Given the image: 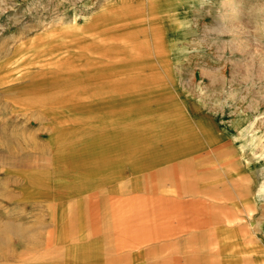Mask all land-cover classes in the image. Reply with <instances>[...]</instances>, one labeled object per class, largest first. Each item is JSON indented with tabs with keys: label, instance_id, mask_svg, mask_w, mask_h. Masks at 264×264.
<instances>
[{
	"label": "rangeland",
	"instance_id": "1",
	"mask_svg": "<svg viewBox=\"0 0 264 264\" xmlns=\"http://www.w3.org/2000/svg\"><path fill=\"white\" fill-rule=\"evenodd\" d=\"M176 96L177 105L187 100L212 117L199 127L212 136V161L196 150L188 162L190 173L205 170L194 181L212 183L201 192L207 199H186L182 208L176 197L143 200L147 224L167 226L165 243L130 239L93 257L264 264V0H0V264H64L62 238L77 244L86 223L54 209L69 193L67 176L75 180L68 167L88 164L96 130L117 125L127 133L116 145L127 135L132 159L143 162L136 164L157 168L145 163V150L158 142L181 148L198 135L183 132L189 105L166 116L141 112L148 98ZM239 113L249 116L247 135L226 126ZM116 220L104 215L108 235Z\"/></svg>",
	"mask_w": 264,
	"mask_h": 264
},
{
	"label": "crops",
	"instance_id": "2",
	"mask_svg": "<svg viewBox=\"0 0 264 264\" xmlns=\"http://www.w3.org/2000/svg\"><path fill=\"white\" fill-rule=\"evenodd\" d=\"M154 99L155 98H148L146 100L147 105L143 107L141 112L150 114L156 113L166 116L169 114L168 111L171 108L173 109L176 108V106H180L186 109L187 105H189L191 110L186 111L185 115L186 122L191 126L187 127L183 132L187 133V135L196 132L198 135L194 136V138L187 136V138L183 140L184 143H182L181 148L177 143L176 147H172L168 142H158L155 148L156 150H145L147 153L151 154L149 157H143L145 163L159 162V165L157 168H153L152 164H150V167H148L149 169L144 170L140 164H136L143 163L141 160L134 161L132 159L134 156L130 154V149L127 145V135H125L121 148L116 145L121 137L127 133L123 132L126 130L116 127L117 125L96 130L93 140L96 136L97 139L100 138L97 141L98 143L94 145V148L98 150L93 149V158L88 164L80 165L74 163V165L70 167H68L69 165L67 166L70 173L75 172V180H73L72 176H67L66 180L68 179V181L66 182L65 191L69 193L65 198L61 200H59V198V201L57 200L58 202H54L56 206L54 209L57 211L56 213L58 215H60L59 213L63 216L83 215L86 222L84 227L85 232H83L82 236L83 240L81 237L77 241V244H75L76 240L69 238V236H67V242L62 238L63 242H61L60 245L65 246L67 255L66 260H62L64 264H118L117 262H113V260L105 263L104 260H98L96 259L97 257L93 256L96 254L101 255L102 253L107 254V250L110 249V251H113L115 247L123 248L125 245H129L126 243L130 241V239L134 240V242H138L139 239H144L147 242L151 237L153 240L147 243V246L150 244L165 243L164 237L169 230H166L167 226L164 224L155 222L147 224L146 211L142 204L145 199H154L156 197H167L171 199L176 197V207L178 208H182L181 206L185 205L186 199L192 198L193 201L195 199H207V195H202L201 192L204 193L209 190V187L211 190L212 183L205 178H200L199 182L194 181L193 179H197L201 173L203 175L205 170L204 168L201 169L198 171L199 174H197V172H191L195 173V175H192L189 170L190 165L188 162L195 158L192 154L196 150L200 151L201 160L207 161L206 157L209 156L208 160L212 161V136L208 138L205 137L199 128L202 124H207L206 120H208V123L211 122L212 117L206 110H199L198 107L192 106L187 100L184 105H177L179 102L178 96L172 100L155 101ZM132 107L130 111H135V113L132 112L134 113L133 115L138 114L136 113V107ZM149 130L150 128H146V131ZM106 135H111L110 138L109 136L105 137L108 138V141H105L107 145L112 141V146L110 144L111 148H104L106 143L104 141L102 142V139L104 140L103 136ZM202 157L205 159H202ZM154 160H156V162ZM196 192H198V194H196ZM46 198L48 201L49 198ZM178 201H180L181 205H178ZM199 208L200 211L204 209L207 212L205 205H200ZM70 209H72V211H70ZM192 209L195 212L194 202ZM105 214L116 215L120 218V220L115 221V227H112L113 225L111 224L109 228L111 229L110 235H108L106 231L107 225L104 221ZM180 215L184 214L180 213ZM173 217L171 218V225L173 229L176 230V218ZM168 218L166 217L167 220ZM67 221L66 217L62 221L61 228H63V231L64 228L69 230V227L63 226ZM123 221L130 224L121 227ZM156 229H162L161 231L165 232V234H162V236L158 238L153 235L150 236ZM113 230H115V232H113ZM118 232H123L124 235L123 238L121 237V240L116 242L112 238L113 235H116ZM61 233L65 235V231ZM87 233L91 235L88 236ZM101 238L104 240L102 243ZM122 240L126 242L122 243ZM82 242H90L91 247L82 249L80 247ZM69 244L76 249H70ZM110 245L113 247V250L111 248L107 249ZM122 250L123 249H121V251ZM127 254L129 255L128 252ZM148 263L149 262H146L145 264ZM156 263L157 262H154L152 264Z\"/></svg>",
	"mask_w": 264,
	"mask_h": 264
},
{
	"label": "bare ground",
	"instance_id": "3",
	"mask_svg": "<svg viewBox=\"0 0 264 264\" xmlns=\"http://www.w3.org/2000/svg\"><path fill=\"white\" fill-rule=\"evenodd\" d=\"M87 24V23H86ZM99 24V23H98ZM88 26V25H87ZM86 26V27H87ZM124 28V27H123ZM111 36V35H110ZM109 37V36H108ZM108 42V41H107ZM96 45V44H95ZM83 46V45H82ZM81 55V54H80ZM109 61V60H108ZM88 66V65H87ZM149 76V75H148ZM102 84V83H101ZM55 86V85H54ZM52 95V94H51ZM42 95H40V97H41ZM50 96V95H49ZM39 99H42V97L41 98H39ZM34 104V103H33ZM176 109V108H175ZM174 114H176V113H174ZM171 116V115H170ZM159 118H161V117H159ZM162 120V119H161ZM249 120V116L247 115V114H243V113H239V115H238V117H237V119L236 120H234L232 123H230V124H227L226 126H227V128L228 129H230V130H232L233 129V127L234 126H237L239 129H240V131H241V135H247V127H246V125H248L247 123L249 122L248 121ZM221 121V120H220ZM157 122V121H156ZM161 122V121H160ZM253 122V121H252ZM252 122H250V123H252ZM158 123V122H157ZM164 123H165V121H164ZM130 124H132V123H130ZM135 124V123H134ZM160 124V123H159ZM164 125V124H163ZM113 128V127H112ZM122 128V127H121ZM126 129V128H125ZM136 129V128H135ZM163 130V129H162ZM249 130V129H248ZM175 131V130H174ZM169 137V136H168ZM171 137V136H170ZM146 138V137H145ZM163 138H164V136H163ZM158 139V138H157ZM162 139V138H161ZM172 139V138H171ZM98 140V139H97ZM121 140V139H120ZM133 140V139H132ZM132 140H130V141H132ZM102 141H103V139H102ZM107 141V140H106ZM124 141V140H123ZM142 141V140H141ZM155 141V140H154ZM173 142V141H172ZM129 143V142H128ZM131 143V142H130ZM147 143V142H146ZM156 143V142H155ZM132 144V143H131ZM140 144V143H139ZM182 144V143H181ZM71 145V144H70ZM146 145V144H145ZM154 145V144H153ZM149 146V145H148ZM91 147H92V145H91ZM63 148V147H62ZM93 151V150H92ZM96 163V162H95ZM100 163V162H99ZM93 165V164H92ZM261 191L262 192H264V187H263V189H261ZM261 194V193H260ZM149 198V197H148ZM157 198V197H156ZM161 198V197H160ZM171 200V199H170ZM153 201H154V199H153ZM157 201H159V200H157ZM163 200L161 199V202H162ZM149 202V201H148ZM155 202V201H154ZM166 202V201H165ZM48 203V202H47ZM148 204V203H147ZM154 204V203H153ZM160 204V203H159ZM158 204V205H159ZM162 204V203H161ZM173 204V203H172ZM150 204H148V206H149ZM156 205V204H155ZM157 205V206H158ZM163 205V204H162ZM154 206V205H153ZM151 207V206H150ZM160 207V206H159ZM172 207H174L173 205H172ZM212 208V207H211ZM150 209V208H149ZM157 209H158V207H157ZM146 210V209H145ZM156 210V209H155ZM212 210V209H211ZM149 211H152L151 209L149 210ZM161 211V210H160ZM164 211V210H163ZM155 212V211H154ZM154 212H152V213H154ZM159 212V211H158ZM149 213V212H148ZM151 213V212H150ZM149 213V214H150ZM159 214V213H158ZM167 214V213H166ZM151 215V214H150ZM160 215H162V214H160ZM159 215V216H160ZM56 216H57V214H56ZM164 217V216H163ZM57 218V217H56ZM161 218V217H160ZM171 219V218H170ZM188 219V218H187ZM191 219V218H190ZM214 219V218H213ZM156 220V219H155ZM158 220H159V218H158ZM162 221V220H161ZM164 221H165V219H164ZM214 221V220H213ZM158 222H160V221H158ZM158 222H156V223H158ZM161 223H163V222H161ZM231 223H233V222H231ZM12 224V223H11ZM11 224H8V228H9V230L10 229H13V230H19V231H21V230H23V228L21 227V226H18V227H15L14 225H12V226H9V225H11ZM234 225V223L233 224H231V226H233ZM51 227V226H50ZM97 229V228H96ZM161 230V229H160ZM167 230V229H166ZM16 231V232H17ZM158 231V230H157ZM156 232V231H155ZM11 233V232H10ZM20 233V232H19ZM120 232H118L116 235H115V238L116 237H120V234H119ZM154 233V232H153ZM158 233H159V231H158ZM161 233V232H160ZM24 234V233H23ZM88 234V233H87ZM62 235V234H61ZM153 235V234H152ZM22 236V235H21ZM88 236H90V234H88ZM159 236H160V234H159ZM155 237H156V235H155ZM113 238H114V236H113ZM112 238V239H113ZM158 238V237H157ZM61 239V238H60ZM63 239H64V237H63ZM82 240H83V237L81 238ZM87 239V238H86ZM91 239V238H90ZM120 239V238H119ZM121 240V239H120ZM85 241V240H84ZM115 241H116V239H115ZM116 242H118V241H116ZM83 243V244H82ZM81 243V248L82 249H87V248H90L89 247V245H91V243L90 242H88V243H86V242H82ZM72 244V243H71ZM71 244H69V248L70 249H76L75 247H73ZM50 246V245H49ZM68 248V249H69ZM211 248L213 249L214 248V246L211 244Z\"/></svg>",
	"mask_w": 264,
	"mask_h": 264
}]
</instances>
